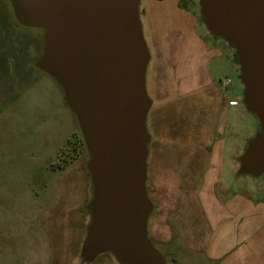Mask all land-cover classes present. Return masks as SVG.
I'll list each match as a JSON object with an SVG mask.
<instances>
[{
    "label": "rangeland",
    "instance_id": "rangeland-1",
    "mask_svg": "<svg viewBox=\"0 0 264 264\" xmlns=\"http://www.w3.org/2000/svg\"><path fill=\"white\" fill-rule=\"evenodd\" d=\"M16 1L18 8L14 0H0V264H129L115 245L84 255L90 224L95 218L89 170L92 153L87 131L71 94L46 61V32L51 25L28 16L23 9L24 0ZM170 1L177 0H128L141 52L139 89L144 133L141 145L145 151V187L149 201L146 230L155 249L163 252L164 256L160 254L165 264H171L174 256L171 254L175 236L171 214L177 213L178 208L171 200L173 187L162 190L149 169L145 124L149 101L143 33L146 23L159 30L176 28L175 20L169 19L167 11ZM180 5L186 6L198 23L208 27L201 0H180ZM3 15L6 21L2 20ZM217 37L222 50L229 51L233 57L235 48L221 35ZM234 63L240 69L239 63ZM213 66L221 67L224 82L232 75L225 54L218 56ZM236 94V100H232L236 106H230L234 119L228 125L232 144L228 146L227 156L237 151L240 154L237 169H240L243 155L263 130L264 116L248 104L244 83ZM199 106L206 114L210 112L208 96ZM75 132L80 136L83 132L86 145L66 169L59 170L56 168L59 159L66 157V151L72 147L68 140ZM174 161L164 154L163 165L168 166L167 176L171 179L176 173ZM232 170L225 168L224 182L231 180ZM238 173L236 180L228 185V191L264 202V167L255 174ZM203 202L208 204L210 199ZM155 217L161 221L162 234H159L164 236L163 243H155L149 235L148 227Z\"/></svg>",
    "mask_w": 264,
    "mask_h": 264
},
{
    "label": "water",
    "instance_id": "water-1",
    "mask_svg": "<svg viewBox=\"0 0 264 264\" xmlns=\"http://www.w3.org/2000/svg\"><path fill=\"white\" fill-rule=\"evenodd\" d=\"M201 7L208 28L234 45L247 102L264 116V0H201ZM23 9L51 25L46 61L87 131L98 181L92 253L115 245L129 264H165L146 230L141 52L128 0H24ZM263 167L264 119L242 158V172Z\"/></svg>",
    "mask_w": 264,
    "mask_h": 264
},
{
    "label": "crops",
    "instance_id": "crops-1",
    "mask_svg": "<svg viewBox=\"0 0 264 264\" xmlns=\"http://www.w3.org/2000/svg\"><path fill=\"white\" fill-rule=\"evenodd\" d=\"M168 4L176 28L159 30L146 23L143 40L149 169L162 190L173 187L171 200L178 208L171 214L175 231L171 264H264V202L228 191L237 173L243 174L242 161L237 169L240 154L227 156L232 144L228 125L234 119L230 106H236L232 100L243 87L235 52L231 57L222 50L218 35L198 23L180 0ZM223 54L232 73L225 82L221 67L213 66ZM207 96L206 114L199 102ZM164 154L176 159L174 179L167 176ZM226 167L233 168L228 182L223 181ZM203 199L211 203L204 204ZM160 222L155 217L148 227L155 243L165 241Z\"/></svg>",
    "mask_w": 264,
    "mask_h": 264
},
{
    "label": "trees",
    "instance_id": "trees-1",
    "mask_svg": "<svg viewBox=\"0 0 264 264\" xmlns=\"http://www.w3.org/2000/svg\"><path fill=\"white\" fill-rule=\"evenodd\" d=\"M15 4H16V7L18 8L19 6V3L18 1L14 0ZM18 17L21 18V15L18 14ZM2 20L6 21V16L3 15L2 17ZM229 42V41H228ZM229 44L234 47V45L232 43L229 42ZM235 48V47H234ZM234 58H235V61L237 63H239V60H238V56L236 54V51H235V54H234ZM86 138V137H85ZM84 138V134L83 132H81V136L78 132H75L72 134V136L69 138L68 140V143H71L70 145L72 147L69 148L68 151H66V157H62L59 159V162L57 164V169L59 170H64L66 169V167L71 163L73 162L77 156L80 154L82 148L86 145V140ZM90 153H92L90 151ZM89 170H90V175L92 177V181H93V188H94V194H93V200H92V206H93V210H94V220H92L91 224H90V228H89V231H88V239H87V242L84 246V255L87 256L89 254H92V246L89 242L91 241V237H92V234L93 232L97 229L98 227V209H97V206H98V181H97V176H96V173H95V170L93 168V164H92V156H91V159H90V167H89Z\"/></svg>",
    "mask_w": 264,
    "mask_h": 264
}]
</instances>
